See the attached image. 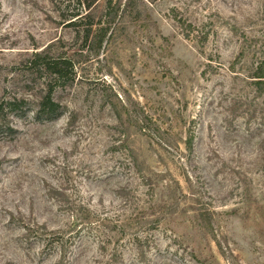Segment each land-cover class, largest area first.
I'll use <instances>...</instances> for the list:
<instances>
[{
  "label": "rangeland",
  "instance_id": "374dc122",
  "mask_svg": "<svg viewBox=\"0 0 264 264\" xmlns=\"http://www.w3.org/2000/svg\"><path fill=\"white\" fill-rule=\"evenodd\" d=\"M113 1L89 49L77 0H0V101L26 102L0 138V264H264V0ZM41 52L76 66L42 122Z\"/></svg>",
  "mask_w": 264,
  "mask_h": 264
},
{
  "label": "trees",
  "instance_id": "16d2710c",
  "mask_svg": "<svg viewBox=\"0 0 264 264\" xmlns=\"http://www.w3.org/2000/svg\"><path fill=\"white\" fill-rule=\"evenodd\" d=\"M52 2H56L57 0H51ZM99 0H77L78 4L83 6V8L78 12L70 13L67 22L70 28H74L77 33H83V48L89 47L93 45L98 49L102 48L103 44L107 40L112 25L118 18L119 9L121 5L116 2L114 4L113 0H107V4L105 7L104 17H101L98 21L96 20L95 14H93V9L96 3ZM86 11L83 15L82 11ZM85 22V23H82ZM179 23L183 28H189L192 30L193 27L190 23L184 22L180 20ZM186 25H188L186 27ZM97 26V28L95 27ZM94 28H96L94 30ZM82 30V32H81ZM188 30V29H186ZM207 37L204 38L206 40ZM95 45V46H94ZM27 67L31 70L39 67L40 71L44 72L49 78V83H46L48 89L43 92L41 97H39L36 102L34 110L35 119L42 121H49L54 118L59 117L62 114L61 105L54 99L53 97V88L52 82H64L69 79L71 74L75 75V63L72 58H64L59 57L52 59L48 53H35L33 59L29 60ZM254 86L256 87L257 92L264 96V62H262L256 69L254 73ZM26 105L25 100H13V101H0V138L1 136H8L13 133L14 130L11 127L12 118L14 115H17L23 109V106ZM144 115V113H143ZM121 118L122 115H119ZM141 117H143L141 119ZM137 120L141 122L143 125L148 126L147 124L152 122L149 116L138 115ZM185 144V150L192 154L194 151V140L193 137L190 136ZM207 215L204 213H200V217L198 219L203 222V227H207L206 230L212 229L210 224L207 221ZM207 222V223H206ZM161 223V220L151 221L149 224L154 226L153 228H157ZM43 230V229H42ZM28 237L35 238L37 241L44 244L43 235L39 234V231L34 230L33 228H28ZM48 242H54L53 240H49ZM61 241L62 239H57ZM46 245V243H45ZM48 246V243H47ZM65 256V255H64Z\"/></svg>",
  "mask_w": 264,
  "mask_h": 264
}]
</instances>
